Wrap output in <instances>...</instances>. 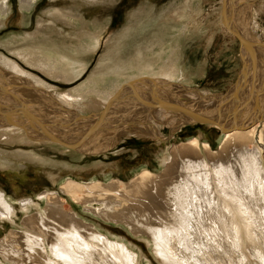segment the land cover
Here are the masks:
<instances>
[{
  "label": "bare ground",
  "instance_id": "bare-ground-1",
  "mask_svg": "<svg viewBox=\"0 0 264 264\" xmlns=\"http://www.w3.org/2000/svg\"><path fill=\"white\" fill-rule=\"evenodd\" d=\"M38 1L21 0L20 5L31 11ZM222 1L224 25L234 36H242L249 53L244 74L249 79L236 88L229 101L225 93L209 97L198 89V93L186 90L189 93L181 96L175 91L181 86L175 82H190L193 75L182 63L183 48L173 51L174 57L169 58L168 47L155 55L141 53L138 61L100 71L91 82L65 94L54 92L51 85L0 54V141H41L57 143L64 149L80 147L86 153H102L136 132L166 141L184 128L186 118L201 120L205 115L220 126L224 137L218 150L198 138L173 146L171 156L163 157L165 168L159 173L146 169L129 181L111 178L107 182H80L68 178L60 191L41 193L40 202L22 200L24 229L11 230L2 239L0 264L140 262L139 253L128 243L84 221L76 207L67 211L64 205L69 198L106 221L126 224L134 234L149 237L150 246L164 264H264V54L257 50L250 28L257 0ZM12 8L9 0L4 1L0 16L4 18ZM164 32L154 35H166ZM176 34L169 43L181 47L187 32ZM98 42L89 43L85 50L96 49ZM27 49H17V54L49 72L64 71L57 74L61 78L73 80L86 66V61L75 54L58 53L41 45ZM241 60L243 65L244 58ZM201 68L199 76L206 72ZM172 84L178 86L171 88ZM94 94L104 97L93 98ZM214 96L217 102H208ZM165 103L169 106L164 107ZM174 106L182 109L184 118L172 112ZM206 106L207 114L203 111ZM167 115L177 120L166 137L160 125ZM179 150L190 153L177 157ZM95 203L99 207L95 208ZM34 205L40 208L33 211ZM17 209L0 188V219L16 222Z\"/></svg>",
  "mask_w": 264,
  "mask_h": 264
},
{
  "label": "rangeland",
  "instance_id": "rangeland-1",
  "mask_svg": "<svg viewBox=\"0 0 264 264\" xmlns=\"http://www.w3.org/2000/svg\"><path fill=\"white\" fill-rule=\"evenodd\" d=\"M4 1L8 0H0V4ZM9 1L12 10L4 18L0 16V54L18 63L34 78L51 85L56 93L72 92L87 81L91 82L100 71L134 63L141 53L155 55L165 47L172 48L165 53L166 57H174L173 51L183 48L185 56L182 63L186 71L193 74L190 82H175L182 87L175 90L181 96L186 90L197 93L192 88L206 94L225 92L236 81L242 67L239 41L222 20V0H39L31 11L21 8V0ZM254 10L255 23L253 21L250 25L254 36L252 40L254 44L257 42V50L264 54L261 51L264 50V0H257ZM161 31H165L166 35L161 34L163 37L158 40L160 36L156 37L155 32ZM184 31L187 36L181 38L182 46L173 47V43H169L172 35L176 37V33ZM96 39L100 41L96 49L85 50L84 47ZM258 41H261L259 45ZM31 45H41L66 55H78L80 60L86 61L85 69L78 77L69 80L58 76L64 72L62 70L57 75L36 67L17 54V49L26 51ZM201 67L206 72L199 76ZM92 97L103 98L104 95L94 94ZM81 101H87V98ZM174 120L177 117L172 120L167 115L165 123L160 125L164 136H169ZM222 133L223 130L211 125H188L168 140L161 141L136 132L120 140L121 144L118 142L115 148L92 155L81 154L86 152L80 147L64 149L57 143L5 142V138H1L0 188L18 209L16 222L0 219V242L11 230L23 231L22 200L33 198L40 202L41 193L48 189L60 191L61 184L68 178L80 182H107L111 178L129 181L146 169L159 173L164 170L163 161L166 156H171L175 145L198 138L218 150L224 140ZM261 149L264 154V145ZM179 151L177 157L190 153ZM37 206H32L33 211L40 208ZM93 206L99 207L98 203ZM64 207L67 211L77 208L79 217L84 221L95 224L112 238L128 243L139 253L138 264H164L150 246L149 237L134 234L126 224L106 221L70 198Z\"/></svg>",
  "mask_w": 264,
  "mask_h": 264
},
{
  "label": "water",
  "instance_id": "water-1",
  "mask_svg": "<svg viewBox=\"0 0 264 264\" xmlns=\"http://www.w3.org/2000/svg\"><path fill=\"white\" fill-rule=\"evenodd\" d=\"M236 35H237V38L239 39V41H240V50H239V54L241 55V57L242 58H244V60H243V62H244V64L242 65V67L240 68V72H239V75H238V77H237V79H236V81L225 91V92H222V93H225L224 95H226L227 97H225V99H228L227 101H229L230 99H232L233 97H234V95L236 94V88L237 89H239L240 87H242L243 85H244V83L247 81V79H249V77H247L246 76V78H244V74L245 73H247L246 71H247V64H246V62H245V59L247 58V56H248V48H247V46H246V44H245V41H244V39L242 38V36L241 35H239V34H237L236 33ZM155 80V79H154ZM155 81H158V79L157 80H155ZM175 86H178V85H175V84H172L170 87L171 88H174ZM169 87V88H170ZM185 87V86H184ZM187 87V86H186ZM180 88H182L181 86H180ZM195 90H198V89H195ZM199 91H197V93H198ZM215 94V93H214ZM209 97H211L210 96V94L208 95ZM216 97H218L217 95H215ZM215 96L213 97V98H211V100H208V102H210V103H212V102H217V99L215 98ZM205 97H207L206 95H205ZM163 106L164 107H168L169 105H167L166 103L165 104H163ZM173 108V107H172ZM174 108L175 109H172V112L173 113H180V115H179V118H184V114H183V112H182V109H179V110H177V108L178 107H176V106H174ZM209 109V108H208ZM208 109H207V106H206V108L205 109H203V111H204V113L205 114H207V111H208ZM191 112H192V114L194 115V112L191 110ZM214 113H216V110H214L213 111V114ZM208 115H205V117H204V119H201V120H195V119H193V118H186L187 120H184L183 122H184V124L183 125H185V126H188V125H204V124H211V125H213V126H217V127H219L220 128V126H218L217 125V123H214V122H210L209 120H208V117H207ZM207 119V120H206ZM184 126V127H185ZM77 152V151H76ZM86 155L87 154H91L92 155V153H85Z\"/></svg>",
  "mask_w": 264,
  "mask_h": 264
}]
</instances>
